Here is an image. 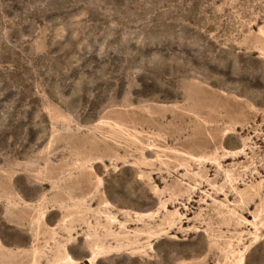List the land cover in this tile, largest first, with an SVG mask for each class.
<instances>
[{
    "label": "rangeland",
    "instance_id": "1",
    "mask_svg": "<svg viewBox=\"0 0 264 264\" xmlns=\"http://www.w3.org/2000/svg\"><path fill=\"white\" fill-rule=\"evenodd\" d=\"M0 264H264V0H0Z\"/></svg>",
    "mask_w": 264,
    "mask_h": 264
},
{
    "label": "bare ground",
    "instance_id": "2",
    "mask_svg": "<svg viewBox=\"0 0 264 264\" xmlns=\"http://www.w3.org/2000/svg\"><path fill=\"white\" fill-rule=\"evenodd\" d=\"M242 259H243V258H242V257H240L239 261L241 262V261H242Z\"/></svg>",
    "mask_w": 264,
    "mask_h": 264
}]
</instances>
